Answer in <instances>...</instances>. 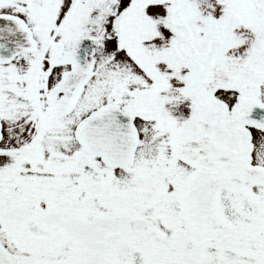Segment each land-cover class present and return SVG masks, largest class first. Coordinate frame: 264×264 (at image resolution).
Wrapping results in <instances>:
<instances>
[{"label":"snow or ice","instance_id":"obj_1","mask_svg":"<svg viewBox=\"0 0 264 264\" xmlns=\"http://www.w3.org/2000/svg\"><path fill=\"white\" fill-rule=\"evenodd\" d=\"M0 264H264V0H0Z\"/></svg>","mask_w":264,"mask_h":264}]
</instances>
